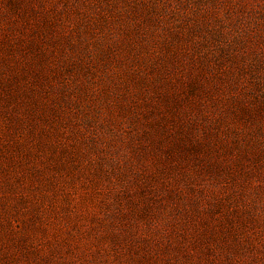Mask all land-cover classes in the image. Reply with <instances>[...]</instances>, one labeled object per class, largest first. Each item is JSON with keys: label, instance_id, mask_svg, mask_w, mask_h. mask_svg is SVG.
Segmentation results:
<instances>
[{"label": "rangeland", "instance_id": "1", "mask_svg": "<svg viewBox=\"0 0 264 264\" xmlns=\"http://www.w3.org/2000/svg\"><path fill=\"white\" fill-rule=\"evenodd\" d=\"M0 264H264V0H0Z\"/></svg>", "mask_w": 264, "mask_h": 264}]
</instances>
